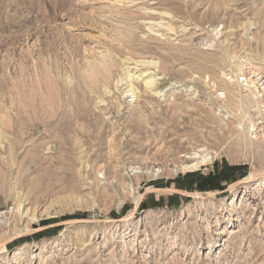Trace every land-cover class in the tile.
I'll use <instances>...</instances> for the list:
<instances>
[{"label":"rangeland","instance_id":"374dc122","mask_svg":"<svg viewBox=\"0 0 264 264\" xmlns=\"http://www.w3.org/2000/svg\"><path fill=\"white\" fill-rule=\"evenodd\" d=\"M249 69L264 0H0V264H264Z\"/></svg>","mask_w":264,"mask_h":264},{"label":"bare ground","instance_id":"6f19581e","mask_svg":"<svg viewBox=\"0 0 264 264\" xmlns=\"http://www.w3.org/2000/svg\"><path fill=\"white\" fill-rule=\"evenodd\" d=\"M150 23L151 24L149 25V27L151 29H154V30H156V26H160V24H161V22H156V23L150 22ZM154 24H156L155 27H154ZM109 59H111V58H109ZM131 63L134 64V65L133 66H127L128 68H127V72L125 73V76H123V78L119 79L116 82L119 83V82H122V81L125 80V83L127 84V87H128L126 92L137 93V88L134 85V81L139 79V80L143 81V83L145 84L146 88H149L151 91L152 90H156L155 93L161 95L160 93H162V91L164 89L159 90V88L161 87L160 85H163V84L161 82L160 83L157 82L158 78L152 72H150V68H149L151 64L154 65V64H156V62L155 61H148V60H143V59L139 60L138 59L137 61H133ZM111 64L113 65V63L111 61H107V58H106L102 62H100L99 64L94 65V67H92V69H90L89 72H91V76L92 77L89 75L90 76L89 78H93V83L97 84L98 81H99L100 76H102L103 79H106V81L111 79V73H112L111 72V70H112L111 69V66H112ZM141 66L145 67V68H142ZM156 66L157 65H155V67ZM204 160H206V158Z\"/></svg>","mask_w":264,"mask_h":264},{"label":"built area","instance_id":"2783aa9c","mask_svg":"<svg viewBox=\"0 0 264 264\" xmlns=\"http://www.w3.org/2000/svg\"><path fill=\"white\" fill-rule=\"evenodd\" d=\"M228 78L233 80L245 91L257 92L264 94V72L256 69H249L241 73L233 74L232 72L227 73ZM223 94V92H219ZM263 118H258L252 124L253 134L257 133L256 128L263 125Z\"/></svg>","mask_w":264,"mask_h":264}]
</instances>
